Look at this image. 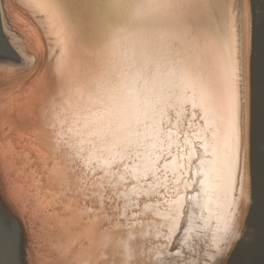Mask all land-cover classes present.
Returning a JSON list of instances; mask_svg holds the SVG:
<instances>
[{"label":"snow or ice","instance_id":"1","mask_svg":"<svg viewBox=\"0 0 264 264\" xmlns=\"http://www.w3.org/2000/svg\"><path fill=\"white\" fill-rule=\"evenodd\" d=\"M0 7L47 44L41 67L0 20L19 57L0 63V176L35 249L56 264L264 253V0L255 21L253 0H114L90 28L56 0ZM14 250L0 220V264Z\"/></svg>","mask_w":264,"mask_h":264},{"label":"water","instance_id":"2","mask_svg":"<svg viewBox=\"0 0 264 264\" xmlns=\"http://www.w3.org/2000/svg\"><path fill=\"white\" fill-rule=\"evenodd\" d=\"M57 3L65 6V10L73 16L78 22H80L84 27L90 28L94 26L96 23H98L99 18L101 16V10L96 7V5L101 4H107L112 3L114 0H56ZM261 5V2H260ZM8 14L12 16V19L14 16L17 18L16 22L13 19V22H15L16 26H18V30L21 29L22 24L24 22L18 18L19 14L16 12L15 9H9ZM24 17L27 19V25L34 36L36 37L35 41V51L39 54V58H37L36 63L43 67L48 64V61L46 59V49L47 44L46 41H44L43 35L39 32L38 29L35 27V22L32 20L31 17H28L27 14H23ZM259 16V15H258ZM2 18L6 21L7 28L12 29V33L16 34L19 37V43L25 45V40L23 36L18 31H13L15 28H13V22L7 23V19L5 17V9L0 7V20ZM20 22V23H19ZM1 41V40H0ZM5 44V43H4ZM32 54V53H31ZM33 55V54H32ZM50 67V66H49ZM33 82V77L24 75L20 77L19 81V87L21 91H25L30 88ZM39 142H43V138L41 137ZM0 196L1 198L8 201L10 204V207L6 205L4 202L5 208L3 211L6 212L8 219L10 220L9 223H12V228L15 232V259L17 257H21L22 260L27 261L29 264H56V261L54 257H50L47 253V248H41L39 250L35 249L32 245L31 238H30V220L26 216V212L28 211L27 207H20L13 202H11L6 194L4 181L2 180L0 176ZM2 200H0V206ZM2 207V206H1ZM6 209V210H5ZM255 214V216H254ZM259 215L260 211L259 208H255L253 211V216L255 217V228L252 227V223L250 224L249 230L253 232H258L259 229ZM26 248V249H25ZM260 246L257 244L255 247L251 249H247L243 252L238 251L237 249H234L235 255H232L229 257V261H248L250 264H264V253H262L261 249H259Z\"/></svg>","mask_w":264,"mask_h":264},{"label":"bare ground","instance_id":"3","mask_svg":"<svg viewBox=\"0 0 264 264\" xmlns=\"http://www.w3.org/2000/svg\"><path fill=\"white\" fill-rule=\"evenodd\" d=\"M260 2H261V0H253L254 21L258 18V15H259ZM6 19H7V23L13 22V19L16 21V19L14 17L12 19V16H10L9 14L7 15ZM2 20H4V19L2 18ZM11 26H13V28H15L13 31L20 32V34L23 36V38L25 40V45L20 44L19 43V37L14 33L9 32V35L12 36V42H11L12 45L21 47L23 49V51L28 55L33 54L32 56H35L36 61H37V58H39L38 57L39 54L37 53V51H35V48H34L36 37L34 36L32 31L28 27H26L24 24H22V25L19 24V26H21L20 30H18L19 28H18V26H16L15 22H13V25H11ZM8 29L9 28H7V25L5 23V31H8ZM0 40H1L0 41V63L6 64L9 61L18 60L19 57L17 56L16 52L13 50V47L9 46V43L7 42V38L4 35V32H0ZM1 178L4 181L3 176H1ZM0 200L3 201V203L1 202L2 207L0 206V220H3L4 222L11 225V227H12V223L11 222L9 223V221H10L8 219L9 217H7L6 212L3 211V209L5 208V206H4L5 201L3 198H1V196H0ZM5 203L7 206L10 207V204L8 203L7 200ZM253 211H254V209L251 210L249 218H245V220H244V225L247 229L250 228L249 226L252 223L251 217L253 216ZM254 216H255V214H254ZM2 260L5 262V264H29L27 261L22 260L21 257H17L15 259V250H14L12 255H5L4 257H2Z\"/></svg>","mask_w":264,"mask_h":264}]
</instances>
